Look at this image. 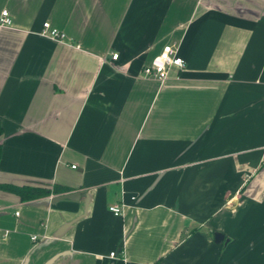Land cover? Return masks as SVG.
Returning a JSON list of instances; mask_svg holds the SVG:
<instances>
[{"label": "crops", "instance_id": "1", "mask_svg": "<svg viewBox=\"0 0 264 264\" xmlns=\"http://www.w3.org/2000/svg\"><path fill=\"white\" fill-rule=\"evenodd\" d=\"M4 10L0 264H264V0ZM168 45L186 67L146 77Z\"/></svg>", "mask_w": 264, "mask_h": 264}, {"label": "built area", "instance_id": "2", "mask_svg": "<svg viewBox=\"0 0 264 264\" xmlns=\"http://www.w3.org/2000/svg\"><path fill=\"white\" fill-rule=\"evenodd\" d=\"M13 26V19L9 11L4 10L0 16V27L11 28ZM44 36H48L54 40L65 41V35L59 30L52 28L50 23L44 24V30L42 32ZM118 54H113V59L117 60ZM172 67L184 69L186 67V61L179 55L178 49L174 45H168L164 47L159 56L152 61L151 65L144 70L145 76L153 78L161 83H165L168 80L169 72ZM75 168V167H73ZM110 212L115 216L120 217L123 215V207L120 205H114L110 207ZM37 240V237L33 238V241ZM117 253L111 254V257H116Z\"/></svg>", "mask_w": 264, "mask_h": 264}, {"label": "trees", "instance_id": "3", "mask_svg": "<svg viewBox=\"0 0 264 264\" xmlns=\"http://www.w3.org/2000/svg\"><path fill=\"white\" fill-rule=\"evenodd\" d=\"M3 127L0 122V137L3 134ZM1 145H0V159H1ZM6 189L12 192H15L16 194L20 195L22 199H34L38 198L41 196H46L47 194L49 195L50 192L48 190L44 189H38V188H33V187H27V188H10L8 186H3L2 189Z\"/></svg>", "mask_w": 264, "mask_h": 264}, {"label": "water", "instance_id": "4", "mask_svg": "<svg viewBox=\"0 0 264 264\" xmlns=\"http://www.w3.org/2000/svg\"><path fill=\"white\" fill-rule=\"evenodd\" d=\"M224 240V235L222 234H217L216 235V242H222Z\"/></svg>", "mask_w": 264, "mask_h": 264}]
</instances>
